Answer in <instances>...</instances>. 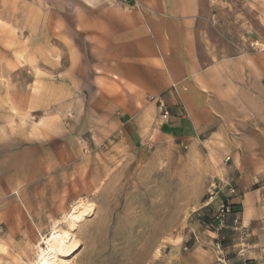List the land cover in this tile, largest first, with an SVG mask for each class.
Listing matches in <instances>:
<instances>
[{
	"label": "rangeland",
	"instance_id": "rangeland-1",
	"mask_svg": "<svg viewBox=\"0 0 264 264\" xmlns=\"http://www.w3.org/2000/svg\"><path fill=\"white\" fill-rule=\"evenodd\" d=\"M81 5L0 0V264L36 260L47 247L43 236L55 226L67 229V214L84 200L96 211L74 231L81 244L69 256L72 262L220 264V244L230 264H263L264 257L241 254L248 226L213 239L210 231L216 230L195 219L214 183L207 148L152 140L106 148L103 156L89 142L81 113L49 118L55 108L46 107L48 98L63 89L55 84L84 86L94 78L91 40L75 21L84 12ZM200 16L201 29L220 55L264 50V0H202ZM34 94L43 101L41 120H52L43 128L62 133L41 135V155L57 147L50 151L57 165H42L34 182H22L28 167L17 155L28 144L23 138Z\"/></svg>",
	"mask_w": 264,
	"mask_h": 264
},
{
	"label": "crops",
	"instance_id": "crops-1",
	"mask_svg": "<svg viewBox=\"0 0 264 264\" xmlns=\"http://www.w3.org/2000/svg\"><path fill=\"white\" fill-rule=\"evenodd\" d=\"M81 3L84 12L75 21L82 24V37L91 40L94 78L84 91L83 82L55 84L63 89L48 98L46 107L55 108L49 118L81 113L89 142L103 156L106 148H135L152 140L207 148L214 183L235 184L244 191L232 200L235 213L223 227L216 223L219 230L210 231L211 237L240 234L248 226L242 256L264 257V50L220 55L201 29L202 0ZM150 96L163 98L168 122ZM41 102L34 94L26 117L23 141L28 144L17 155L28 167L22 182H34L38 168L55 167L58 161L50 152L57 147L41 155V135L62 133L58 127L43 128L52 120H41ZM223 197L220 193L218 202Z\"/></svg>",
	"mask_w": 264,
	"mask_h": 264
},
{
	"label": "bare ground",
	"instance_id": "bare-ground-1",
	"mask_svg": "<svg viewBox=\"0 0 264 264\" xmlns=\"http://www.w3.org/2000/svg\"><path fill=\"white\" fill-rule=\"evenodd\" d=\"M95 211V204L86 200L73 205L67 214V229L53 227L49 236H43V243L47 247L39 248L40 253L36 260L28 264H80L68 260L69 256L74 254L81 244L74 231L79 223L85 221Z\"/></svg>",
	"mask_w": 264,
	"mask_h": 264
},
{
	"label": "built area",
	"instance_id": "built-area-1",
	"mask_svg": "<svg viewBox=\"0 0 264 264\" xmlns=\"http://www.w3.org/2000/svg\"><path fill=\"white\" fill-rule=\"evenodd\" d=\"M150 100L158 103L161 109V118L168 122L170 120V111L164 103L163 98L161 96H150ZM228 160H230L229 157L227 158V161ZM220 193H224L226 196L223 197L221 201L216 202ZM241 195L242 191L233 184L222 186L218 183H212L207 191L201 208L195 211L196 221L208 229L219 230V227H223L226 223L228 216L235 213L232 200L241 197ZM235 222L238 223V219H235ZM216 223L219 224V227H216ZM246 228L247 226H243L241 230ZM242 233L244 234L245 232L243 231ZM218 248L220 249L219 263L230 264L220 244H218ZM244 264H248L247 261H245Z\"/></svg>",
	"mask_w": 264,
	"mask_h": 264
}]
</instances>
